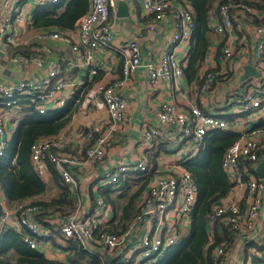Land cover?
<instances>
[{
    "label": "built area",
    "instance_id": "1",
    "mask_svg": "<svg viewBox=\"0 0 264 264\" xmlns=\"http://www.w3.org/2000/svg\"><path fill=\"white\" fill-rule=\"evenodd\" d=\"M60 0H34V4L57 3ZM142 10L152 18L146 25L147 31L157 29L159 22L170 11L175 16L170 34V50L161 52L154 62L144 64L151 85L159 82L176 81L183 75V67L177 48L180 42H186L195 29L194 11L185 1L178 0H137ZM89 10L76 21L74 31L45 29L39 31L41 39H53L69 46L74 52L84 51L85 64H89L98 53L114 50L120 54L121 76L107 84L97 85V94L102 98L109 121L104 131L88 128L83 136L89 141L82 157L65 150L62 135L41 136L30 147V157L38 173L45 165L52 166L64 183L71 189L76 186L72 169L86 164H95L104 160L106 147L115 130L128 119L127 99L123 94L128 78L142 65L141 49L135 39L115 44L110 16L115 13L114 0H89ZM256 9L245 2L229 0L213 8L214 17L210 22L213 31L219 34L230 32L234 28L237 16L244 15L258 35L255 54L264 59V22H259ZM32 17V6L27 0H4L0 3V57L7 58L13 64H33L41 70L35 78L0 79V157L10 145L7 132V119L11 113L27 106L39 114L49 109H59L67 100L63 93L67 84L66 76L57 77L60 64L50 60L45 65L41 54L8 53L9 45L16 44L15 26L26 25ZM222 61L233 58L231 45L223 47ZM216 73L205 72L200 76L201 88L208 89L215 81ZM242 94L233 99L236 114H253L256 119H264V75L248 77L244 80ZM25 98V99H22ZM158 119L162 124L174 125L179 136L188 144L192 153L202 150L206 136L215 129L225 130L227 121L203 112L198 105L189 110L181 109L172 102H162L158 110ZM159 135V131L150 127L144 131L143 143L148 146ZM237 139L224 151L221 166L227 179L233 185L238 181L241 171H246L247 205L244 210L236 199L222 197L214 204L208 214V221L223 220L225 225L241 236L254 226L259 213L264 211V202L260 196L264 189V177H258L256 167L264 161V129L254 124L244 128ZM145 160L129 163L121 159L109 173L102 187L114 184L127 173L147 169ZM197 199V184L189 170L179 164H162L142 192L136 214L121 233H106L101 229L104 218L109 214L110 206L99 197L95 208L88 212L80 210L79 203L73 212L50 220L46 225L35 214L39 206L24 204L19 209H5L0 215V241L3 228L10 225L18 232L23 243L37 250L41 242L49 240L54 231L71 241L88 254L97 258V264H105L110 251L118 264H155L156 260L177 241L184 226L189 227L192 210ZM251 239V237H250ZM228 248L224 242L216 245L213 256L217 264H231L228 260ZM259 264H264V248L257 251ZM251 264L250 260H247Z\"/></svg>",
    "mask_w": 264,
    "mask_h": 264
},
{
    "label": "crops",
    "instance_id": "2",
    "mask_svg": "<svg viewBox=\"0 0 264 264\" xmlns=\"http://www.w3.org/2000/svg\"><path fill=\"white\" fill-rule=\"evenodd\" d=\"M3 1L0 0V3ZM73 1L75 0H62L60 11L68 6H72ZM114 1L116 11L110 16L114 42L115 44H122L127 40L135 39L141 49L140 58L142 65L127 80L123 94L127 99L126 110L128 119L115 130L109 145L106 147L104 160L99 163L86 164L72 169V173L76 179L75 188L71 189L65 183L71 191L69 197H72L74 200V209L79 203L82 212H88L95 208L97 199L101 197L99 195L101 190L116 188L114 184L105 187H102V185L108 180L109 173L112 171L114 165L118 164L121 159H125L129 163H136L140 160H145L148 163L149 155H153L161 147L165 151L158 157V169L162 164L182 165L186 161L199 163V157L207 148L208 135L211 132L209 131L206 136L204 148L192 153L188 148L187 142L180 138L177 127L162 124L159 121L158 110L162 102H172L177 107L185 110H189L191 105H198L204 113L221 117L227 121V128L220 133L222 136H226V138L233 139L244 128L253 125L244 121H241L239 125V115L234 112L233 108V99L243 92L244 80L248 77H253L251 75L242 79V75L245 73L244 67L247 64H252L261 73V76L264 75V59L261 60L255 54L258 35L251 23L244 15H240L234 20L235 25L230 32L223 34L216 33L209 25L214 17L213 9H211L210 12H207V15H204L203 12V18H206L203 21V25L195 20L196 25L191 37L186 42H180L177 48L183 67L181 78L176 81H162L156 85H151L144 64L154 62L158 59L161 52L171 49L169 39L175 20L173 11H170L166 18L159 22L156 30L148 32L146 25L152 16L142 10L137 0ZM178 1H185L188 4L191 2V0ZM87 2L88 7L86 12L89 10L90 5L89 0ZM27 3L32 6V13L36 11L42 13L46 10L47 6L51 5L50 3L36 5L34 4V0H27ZM254 8L259 9L256 10V15H259V19H264V9ZM121 13H128V15L126 17L121 16ZM194 16L195 19H198L195 10ZM32 23V20H30L26 25L15 26L13 28L12 32L15 34L16 44L9 45V47L21 44L31 45L33 54H41L45 65L48 61L54 59L60 64V71L57 77L66 76L67 84L63 89V93L68 95V97L62 107L59 109H49L46 114L51 119L61 115L63 112L73 111L69 122L55 135L63 136L66 151L82 157L84 148L89 144V141L83 136L84 131L88 128H97V131H104L109 121L105 104L97 94L96 88L97 85L110 83L121 76L120 54L114 50L102 51L94 56L87 65L85 64L86 55L84 51L74 52L69 46L60 41L39 38V30L34 28ZM74 27L68 31H74ZM49 28L51 30L59 29L57 26H50ZM205 40L208 43L204 51L202 64L197 70H193L194 67H191L193 48L196 44L203 43ZM227 45H231L233 48V58L222 61L220 57L222 56L223 47ZM9 47L8 53L12 55L13 53H11ZM207 71L215 72L216 78L211 87L202 89L200 76H204ZM40 74L41 70L31 63L13 64L7 58L0 57V79L35 78ZM86 87L88 89L84 91ZM21 109L8 116L7 132L10 142L22 117L23 112H21ZM254 117L251 114L250 119ZM258 121L259 119H257ZM150 127L156 128L159 131V135L152 140L151 145L146 146L143 143V134ZM51 169H53L52 166L45 165L44 171L38 173L46 183L47 190L43 195L38 196L36 200H46L60 194V184L58 186V183L54 182L56 178L52 174L53 171ZM58 178L62 184V179ZM246 182V171L242 170L238 181L234 185L232 184L231 190L226 195V197L236 199L242 210L247 205ZM260 196L264 202V189L261 191ZM31 201L35 200L33 198H24L14 205H9L0 184V204L3 211L5 209H19L24 204L31 203ZM74 209L67 205L64 213H71ZM39 210L35 214V217L46 225L50 224V220H56L62 213L59 210L51 213L55 209L49 206L43 209L41 207ZM113 219L114 215L110 207L109 214L104 218L102 224L110 222ZM218 221L221 225H225L223 220L219 219ZM208 223L210 224L208 231L211 230L212 234L208 238L209 241L205 245V248L212 242L214 233V223H210L209 221ZM189 228L184 226L180 233ZM230 231L236 234L232 246L227 247L230 263L244 264L248 263L247 260H250L251 264H259L257 251L264 248V211L259 213L254 226L249 228L244 235L241 236L237 232ZM17 235L18 232L10 225L3 228L0 241V251L4 260L3 264H15L19 257L15 250V245L25 251L27 250L26 244L22 247L18 245V241L20 243L21 241L18 240ZM249 242H251V245L246 250V243ZM69 245H71L69 240L63 238L60 232L54 231L49 240L41 242L39 249L35 251L41 254L40 257H43L47 261L42 264H90L88 259L91 256L89 254L76 253L75 250L69 249ZM103 253L106 256H113L110 251H103ZM69 256L77 258L78 263H75L76 260H72L73 258H69ZM113 257L114 263L117 258Z\"/></svg>",
    "mask_w": 264,
    "mask_h": 264
},
{
    "label": "trees",
    "instance_id": "3",
    "mask_svg": "<svg viewBox=\"0 0 264 264\" xmlns=\"http://www.w3.org/2000/svg\"><path fill=\"white\" fill-rule=\"evenodd\" d=\"M229 0H191L189 3L193 9L197 12L196 22L203 25L204 15L216 5ZM247 3L250 6H254L260 9H264V0H236ZM62 0L57 3H50V6L46 7V10L42 13H32V26L39 31L49 29L50 26H57L62 30H69L74 27V23L77 18L86 13L88 2L87 0H75L72 2V6L62 8ZM196 15V14H195ZM259 22H264V19H258ZM195 22V25H196ZM207 41L198 43L193 48V58L191 67L193 70H197L203 61L204 51L207 46ZM11 53H24L33 54L31 45H18L10 46ZM88 87L85 88L86 91ZM23 112L20 118L16 132L13 134L10 145L6 149L5 153L0 157V184L5 192L9 205H14L24 198H33L35 201H31V204L42 207H50L53 210L51 213L59 210L61 215H66L65 209L68 205L72 209L74 200L69 197L71 191L68 186L59 181V174L55 169H51L52 174L56 178V184H60V194L56 197H52L46 200H36L38 196L43 195L47 190V185L35 170L30 157V147L32 142L41 136H50L58 133L71 119L73 111L63 112L61 115L48 118L47 114H39L33 111L31 108L24 106L21 109ZM255 127L264 129V119L259 120ZM236 136L233 139L222 136L219 144L215 148L213 158L215 163L211 165V168L201 167L199 163L183 162V166L189 170L197 184V199L192 210L190 228L183 233L179 234V240H189L187 249L183 250L185 254L190 255L189 259H183L178 264H217L216 258L213 256V248L222 243L226 246H232L235 233H232L227 226L221 225L216 219L213 223V236L212 242L205 248L208 242V236L206 234L208 224V214L212 211L214 204H216L222 197L226 196L231 190L232 183L226 177L225 172L222 170L221 159L224 151L237 139ZM165 149L159 147L153 155H149L147 169L144 171H134L122 176L121 179L114 183L115 189L101 190L99 195L103 200L110 205L114 219L110 222L101 224V229L106 233H121L123 232L132 217L136 214L137 205L143 189L147 186L152 177L158 172V157ZM61 178V177H60ZM2 206L0 204V215L2 214ZM40 210L37 211V213ZM38 215V214H37ZM224 226V227H223ZM188 232V234H187ZM18 245L24 246L25 243L21 240L19 235L16 236ZM23 243V244H22ZM70 250H75L76 253H87L84 249L79 248L70 241ZM206 243V244H205ZM247 247L251 245V242L246 243ZM204 246V248H203ZM23 250L15 245V250L19 257L15 264H42L47 261L40 257L34 249ZM205 250V252H203ZM25 254H24V253ZM88 254V253H87ZM90 255V254H89ZM90 264H97V258L94 255H90ZM75 263H78V259ZM4 260L0 251V264H3ZM260 262V260H259ZM61 264V263H56ZM113 264H118L114 262ZM157 264V263H155Z\"/></svg>",
    "mask_w": 264,
    "mask_h": 264
},
{
    "label": "rangeland",
    "instance_id": "4",
    "mask_svg": "<svg viewBox=\"0 0 264 264\" xmlns=\"http://www.w3.org/2000/svg\"><path fill=\"white\" fill-rule=\"evenodd\" d=\"M25 99V98H22ZM239 120L238 124L240 125L241 121L248 122V124H255L257 122L256 118L250 119V116L247 114H238ZM11 130V129H10ZM222 129H215L213 131H210L211 133L208 135V145L207 148L203 151V153L199 157V163L201 164V167H207L211 168V165L215 163V158H213V155L215 153V148L219 144V141L222 139ZM210 143V146H209ZM223 170V168H222ZM224 171V170H223ZM210 224L208 223L206 228V234L208 238L211 237V230L208 231V226ZM186 231V230H185ZM184 231V232H185ZM183 233V232H182ZM188 234V232H187ZM209 241V240H208ZM189 244V240H179L177 239L176 243L168 250L166 251L161 258L157 259V264H178L183 259H189L190 255H187L184 253L183 250L187 249V246ZM206 244V243H205ZM204 248V246H203ZM205 252V250H203Z\"/></svg>",
    "mask_w": 264,
    "mask_h": 264
},
{
    "label": "water",
    "instance_id": "5",
    "mask_svg": "<svg viewBox=\"0 0 264 264\" xmlns=\"http://www.w3.org/2000/svg\"><path fill=\"white\" fill-rule=\"evenodd\" d=\"M121 16H127L128 13H121ZM245 73L242 75V79L246 78L247 76H260L261 73L259 71H257L254 66L252 64H247L244 67ZM256 173L258 175V177H264V161H261L258 163L257 167H256ZM114 260V257L112 255H107L106 256V262L105 264H112Z\"/></svg>",
    "mask_w": 264,
    "mask_h": 264
}]
</instances>
